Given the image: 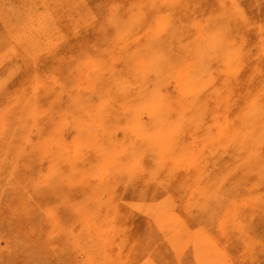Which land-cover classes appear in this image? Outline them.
I'll return each mask as SVG.
<instances>
[{"label": "rangeland", "instance_id": "1", "mask_svg": "<svg viewBox=\"0 0 264 264\" xmlns=\"http://www.w3.org/2000/svg\"><path fill=\"white\" fill-rule=\"evenodd\" d=\"M0 264H264V0H0Z\"/></svg>", "mask_w": 264, "mask_h": 264}, {"label": "bare ground", "instance_id": "2", "mask_svg": "<svg viewBox=\"0 0 264 264\" xmlns=\"http://www.w3.org/2000/svg\"><path fill=\"white\" fill-rule=\"evenodd\" d=\"M42 22V21H41ZM97 97V96H96ZM170 211V210H169ZM199 229V228H198ZM113 248V247H112ZM147 263V262H146Z\"/></svg>", "mask_w": 264, "mask_h": 264}]
</instances>
